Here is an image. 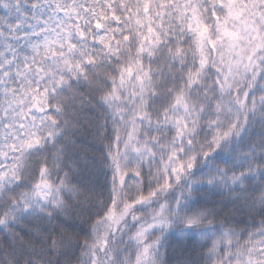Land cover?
Masks as SVG:
<instances>
[{"label":"snow or ice","instance_id":"1","mask_svg":"<svg viewBox=\"0 0 264 264\" xmlns=\"http://www.w3.org/2000/svg\"><path fill=\"white\" fill-rule=\"evenodd\" d=\"M0 264H264V0H0Z\"/></svg>","mask_w":264,"mask_h":264}]
</instances>
